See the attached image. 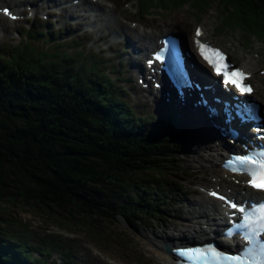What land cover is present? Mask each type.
Wrapping results in <instances>:
<instances>
[{"label":"trees","instance_id":"1","mask_svg":"<svg viewBox=\"0 0 264 264\" xmlns=\"http://www.w3.org/2000/svg\"><path fill=\"white\" fill-rule=\"evenodd\" d=\"M206 1L225 13L222 26L233 27L226 21L233 14L240 28L264 40V0H227L238 8ZM13 56L0 61V201L62 209L70 219L77 214L121 215L132 224L155 219L162 198L181 187L167 177L163 190L157 185L150 196L136 188L152 172L158 178L174 170L168 143L174 136L150 128L121 96L125 90L102 71L81 79L66 67H23L22 54ZM9 185L18 191L12 193ZM3 209L0 205V264H72L76 245L64 239L33 243L26 224L2 215ZM60 248V261H51Z\"/></svg>","mask_w":264,"mask_h":264},{"label":"rangeland","instance_id":"2","mask_svg":"<svg viewBox=\"0 0 264 264\" xmlns=\"http://www.w3.org/2000/svg\"><path fill=\"white\" fill-rule=\"evenodd\" d=\"M7 1L10 2L9 4H12V1L20 4L26 0ZM108 1L112 4L108 11L112 18L110 16L107 17H110L112 21L110 23L106 19L97 21V25L101 23H107V25L98 27L99 32L95 34L102 35V40L94 45L90 41L92 33H81V30H76L81 26L85 27L91 20V15L85 14L87 7L101 8L104 10L103 14H105V0H97L95 3L90 0H80L82 5L80 8L77 10L76 8L64 10L61 19L57 23L48 25L52 29L60 27L59 30L63 33L62 42L57 38L54 40L49 39L51 31L45 33V35H38V39H33L32 37L31 40H28L29 37L27 36V42L25 40V42H22L23 36L21 37L22 39L15 38L11 40L10 37L15 35L13 31L20 23L0 17V29L6 33L5 36H0V58L10 61L14 57L13 54L15 57H18V54H22L21 65L34 69H50L54 63L56 67H60L63 63L64 67L68 68L72 73L84 76L80 77L81 79L91 76L87 75L88 73L101 71L100 59L98 60L94 54L85 55L81 50L86 51L85 53L95 52L98 58L105 59L104 64L110 67L111 71L114 70L112 73L114 78H117L116 75L118 73L115 70L119 67L116 62L123 60L120 76L124 79L132 77V80H127L120 84L128 88L131 86L129 89L131 106L148 117L155 115V119L150 117L151 122L149 123L155 124L157 117H162V110L166 109V106L160 104L152 106L151 98L141 91L134 71L129 68V54L124 51V47H126L125 36H129L136 46L143 47L138 42V40L140 41L143 38L135 31L137 28L142 35L145 34V31L147 34L154 33L152 34L153 37L166 31L178 32L172 30L171 26L176 20H182L183 31L179 33L184 36L187 48H190V35L188 36V34H191L196 24H205L208 26L207 38L211 42L220 45L227 51L229 57L241 66L247 63L249 65L248 68L255 67L254 70L256 72L253 73V78H251V81L257 87L254 95L264 105V75L259 72L261 68H264V44L256 37L250 36L249 38L247 29L240 31L239 20L233 14H227L226 21L232 26H236V28H229L222 26L220 23L216 3L208 6V1L206 0ZM125 2H129L130 5L125 6ZM223 3H226L229 7L238 8V5L233 6L227 0H223ZM96 12L100 14L101 11L98 12L96 10ZM152 13L155 16L151 15ZM68 14H72L73 17L68 18ZM103 14L99 17H102ZM116 14H118L117 17H115ZM220 14L224 13L220 10ZM129 20H136L138 24L131 27ZM139 23L144 26L145 31H141ZM42 28L44 29V27ZM101 28H104L102 33H100ZM148 28L152 29V33L148 31ZM71 31L75 34L74 39L82 42L81 45H79L80 42H76L75 45L72 43L73 47L65 44L73 41V39L69 38ZM5 43H10L15 48ZM20 43L21 45L19 46ZM18 49H20L19 52H17ZM77 50L82 53H78ZM128 50L130 51L131 49L128 48ZM82 54L86 57H83ZM251 56L256 59H250ZM108 58L110 59L108 60ZM75 64L76 66L79 65L76 67ZM107 66L103 67L102 73L112 78ZM133 93H135V97L131 95ZM179 122L182 125L180 120ZM177 123L176 119L171 117L155 124L153 128L156 130L163 129L167 133L174 130L172 135L174 139H178V143L172 142L171 145L173 146L172 151L177 166L171 168L179 171L166 170V174L170 173L173 178L172 181L177 180L180 182V187L182 188L181 192L178 191L176 194L170 195V198L167 199V196L165 197L166 200L162 201L163 210L158 212L157 219L145 217V219L138 221L137 224L128 226L121 217L119 219H104L89 215L83 218L77 214L74 219H70L67 212L62 209L30 205L23 203L19 199L5 201L3 198L0 201V205L4 207L1 214L25 223L31 235L29 240L33 243L42 244L45 240H60L64 238L69 243L76 245L75 257L77 262L75 264H166L162 259L166 252L152 243V241H156L154 234H172L178 229L187 228L191 224L189 219L194 215H198L196 213L197 210L207 209V206L213 203L206 198L203 191L194 185L203 184L206 186L211 184L215 178L212 177L210 168L203 169L196 162V155H201L203 150H205L204 143L207 146L214 144L211 141L214 133L204 128L188 129L186 133H180V127L183 126ZM176 134H181L182 137H178ZM195 149L197 152L193 151ZM154 175L155 172L146 175L147 179L139 182L136 193L144 190V195L150 196L157 183L166 180L165 177L155 179L153 178ZM8 190L13 193L17 192L18 188L9 185ZM180 199L183 200L179 202ZM200 200H203V206L200 205ZM56 210H58V213ZM184 241L186 240H170L169 242L184 243ZM45 246L46 248L48 247L47 244ZM58 256L60 257L58 251L53 250L51 261L52 258L59 260Z\"/></svg>","mask_w":264,"mask_h":264},{"label":"snow or ice","instance_id":"3","mask_svg":"<svg viewBox=\"0 0 264 264\" xmlns=\"http://www.w3.org/2000/svg\"><path fill=\"white\" fill-rule=\"evenodd\" d=\"M5 13L9 10L4 9ZM14 18V17H13ZM200 35L199 29L197 36ZM199 44V42H197ZM201 54L215 69L216 74L223 75V83L234 84L241 92H251L250 86L244 85L243 80L246 78L245 73L239 69L228 71L231 65L225 63L224 55L218 50L199 44ZM158 58L163 59V54L158 53ZM151 63V61H150ZM239 162L243 167L241 169L233 168V171L240 170L250 174L251 179L248 183L258 189H264V151L253 153L252 155L236 156L227 162L226 166ZM255 166V167H250ZM212 195H219L212 193ZM221 199H227L220 197ZM229 207L245 212L241 222L235 227L243 233V239L247 242L244 250L236 255H230L220 252L212 245H205L194 248H176L172 251L179 257L178 264H188L190 260L226 259L230 261H241L242 264H264V204L253 207L246 211L234 202L227 201ZM236 213L233 212V215Z\"/></svg>","mask_w":264,"mask_h":264},{"label":"bare ground","instance_id":"4","mask_svg":"<svg viewBox=\"0 0 264 264\" xmlns=\"http://www.w3.org/2000/svg\"><path fill=\"white\" fill-rule=\"evenodd\" d=\"M81 5L75 6V7H80ZM109 8L105 9V12L108 14V16H110V14L108 13ZM106 19L109 23L112 21V19L110 17H107L105 14H103L102 17L97 18V21ZM182 20H176L172 26L171 29L172 30H176L178 32H182V26H181ZM205 31L208 29V26L205 25ZM139 28L142 29V31L144 30V26L139 25ZM150 31V33H152V29L148 28ZM139 29H136L135 31H137ZM159 31V30H158ZM154 34V33H152ZM152 34H147V32L145 31V34L142 38H144L145 40L147 39H152L154 37H156L157 35L152 37ZM141 35V34H140ZM190 35V40L193 39V30L191 32V34L189 33L188 36ZM187 36V35H186ZM189 51L193 50L192 46L190 48H188ZM252 58V57H250ZM183 60V59H182ZM249 71H253L254 67H249L248 69ZM190 100L193 101V97H190ZM195 115V114H194ZM194 115H192L191 117H186V122L187 121H191L194 122L195 124L199 123V120H194ZM182 126H184V124H182ZM216 143V142H214ZM205 150H203V153L201 155L197 154L196 155V162L199 165V167L205 169V168H210L212 176H216V178L219 180H216L215 183L221 184V189H225L227 188V186H230V182L227 180V178L224 177V173L217 168V161L219 159V156L221 155V152L224 151V145H220L217 146L215 144L207 146L205 145ZM193 151H196L193 150ZM197 152V151H196ZM238 177V176H237ZM207 184V183H204ZM203 185V184H202ZM211 184H207V186H210ZM241 188H245L248 192L252 191L250 189H248L245 186H240ZM234 191H236V189H234ZM211 202H213L211 204V206H208L207 209H210V212H207L204 209H201L200 211L197 210L196 213L198 215H194V218L196 219H189V221L191 222V224L187 227V228H181L178 229L175 233L172 234H165V235H158V234H154V239L163 244V243H170V244H174L169 242L170 240H196V239H201L203 237H206L207 235H210L212 233V236H219L218 238H220V235H218V231L221 229L220 225H222V222L224 221V217L221 216V213H223L224 209L220 208V205L218 204L217 201L208 198ZM203 200H200V205L203 206L204 204L202 203ZM162 259L165 261L166 264H177L176 263V259L175 257L170 254L169 252H167L166 254H164L162 256Z\"/></svg>","mask_w":264,"mask_h":264},{"label":"clouds","instance_id":"5","mask_svg":"<svg viewBox=\"0 0 264 264\" xmlns=\"http://www.w3.org/2000/svg\"><path fill=\"white\" fill-rule=\"evenodd\" d=\"M78 43H79V42H78ZM79 45H81V43H79ZM77 51H78V53H81V51H80V50H77ZM1 59H2V58H0V61H1ZM150 122H151V121H150ZM155 124H157V123H155ZM155 124H149V125H151V126H153V127H154V126H155ZM151 126H149V127H151Z\"/></svg>","mask_w":264,"mask_h":264},{"label":"water","instance_id":"6","mask_svg":"<svg viewBox=\"0 0 264 264\" xmlns=\"http://www.w3.org/2000/svg\"><path fill=\"white\" fill-rule=\"evenodd\" d=\"M166 248H167L168 251L171 250V246H169V245H167Z\"/></svg>","mask_w":264,"mask_h":264}]
</instances>
